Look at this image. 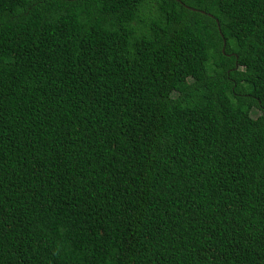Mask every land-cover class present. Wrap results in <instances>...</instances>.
Returning <instances> with one entry per match:
<instances>
[{
	"label": "trees",
	"instance_id": "1",
	"mask_svg": "<svg viewBox=\"0 0 264 264\" xmlns=\"http://www.w3.org/2000/svg\"><path fill=\"white\" fill-rule=\"evenodd\" d=\"M0 264H264V0H0Z\"/></svg>",
	"mask_w": 264,
	"mask_h": 264
},
{
	"label": "rangeland",
	"instance_id": "2",
	"mask_svg": "<svg viewBox=\"0 0 264 264\" xmlns=\"http://www.w3.org/2000/svg\"><path fill=\"white\" fill-rule=\"evenodd\" d=\"M259 112L256 110L253 112V117L255 118L256 121H259Z\"/></svg>",
	"mask_w": 264,
	"mask_h": 264
},
{
	"label": "water",
	"instance_id": "3",
	"mask_svg": "<svg viewBox=\"0 0 264 264\" xmlns=\"http://www.w3.org/2000/svg\"><path fill=\"white\" fill-rule=\"evenodd\" d=\"M224 44H225V41H224Z\"/></svg>",
	"mask_w": 264,
	"mask_h": 264
}]
</instances>
